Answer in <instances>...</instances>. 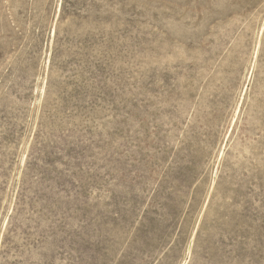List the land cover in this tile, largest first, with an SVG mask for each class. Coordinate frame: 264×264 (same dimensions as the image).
<instances>
[{"label":"rangeland","instance_id":"1","mask_svg":"<svg viewBox=\"0 0 264 264\" xmlns=\"http://www.w3.org/2000/svg\"><path fill=\"white\" fill-rule=\"evenodd\" d=\"M0 264H264V0H0Z\"/></svg>","mask_w":264,"mask_h":264}]
</instances>
